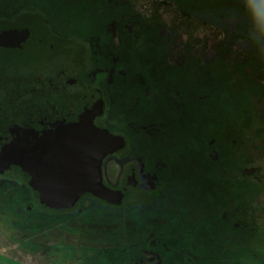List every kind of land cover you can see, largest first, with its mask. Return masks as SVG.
I'll list each match as a JSON object with an SVG mask.
<instances>
[{
  "label": "rangeland",
  "instance_id": "1",
  "mask_svg": "<svg viewBox=\"0 0 264 264\" xmlns=\"http://www.w3.org/2000/svg\"><path fill=\"white\" fill-rule=\"evenodd\" d=\"M126 1L142 12L146 30L158 26L156 34L146 31L139 35L136 45L145 48V59L151 66L161 59L159 76L150 75V93L155 94L156 89L162 93L155 104L143 100L132 107L119 95L112 113L117 129L128 127L127 108L130 118L135 117L129 122L130 131L137 133L140 146L130 160L136 156L146 163L161 162L160 169L148 163L146 170L154 168L158 179H150V183L156 190L131 188L132 193L121 207L104 205L105 209H101L97 200L89 198L72 212L55 213L48 211L31 190L25 189L19 196L15 184L2 188L0 262L132 264L135 257L141 258V250H149L151 257L159 252L163 264H264V248L254 243L259 238L258 216L264 221L260 215H264V179L251 177L248 170L259 169L260 178H264V149L251 146L256 138L257 145L264 147V101L260 100L264 88L259 86L261 93L255 92L252 84L264 83V2L243 0L244 5H240L229 0L205 1L202 7L208 11L214 12L216 6L238 11L231 21L236 26L216 13L206 12L207 17H215L222 24L215 26L195 15L198 0H190L193 2H187V7L185 2L175 0ZM188 8L191 13H186ZM40 15L37 20L24 21L32 37L27 48L1 52L0 66L9 61L14 67L24 65L53 74L56 70H74L76 57L89 59L84 36L96 33L95 25L80 30L79 24H73L71 32L55 39L53 27L46 26V19H42L44 10ZM84 27L85 21L81 23ZM235 28L249 31L255 38L240 35ZM67 41L72 48H66ZM130 46L126 44V48ZM217 57L223 61L222 66L239 63L237 70L247 66L246 70L255 75L245 79L237 74L238 81L234 82L226 70L222 73V78L230 77L229 86L240 89L230 99L248 104L241 109L247 130H225L221 122L226 111L221 100L225 84L212 77L216 70L220 75L223 67L218 63L208 67V62ZM132 67L139 71L136 65ZM239 82L242 87L237 85ZM144 91L143 86L141 96L148 97ZM203 95L204 104L198 100ZM151 129L155 136L148 134ZM132 136H125L130 145ZM151 140L157 141L153 144ZM116 146V152L122 149V140ZM214 150L221 160L210 159L209 152ZM122 171V161H108L105 172L109 188H117L113 186ZM7 176L17 184H28L20 170ZM141 183L146 182L142 179Z\"/></svg>",
  "mask_w": 264,
  "mask_h": 264
},
{
  "label": "flooded vegetation",
  "instance_id": "2",
  "mask_svg": "<svg viewBox=\"0 0 264 264\" xmlns=\"http://www.w3.org/2000/svg\"><path fill=\"white\" fill-rule=\"evenodd\" d=\"M135 8H132L126 0H114V2L103 0H0V32H10L13 36L12 41L0 43V54L1 52L13 53L17 49L27 48L32 37L24 21H28L26 18L37 20L42 10L45 15L42 19H46V26L53 27L55 39H60L68 31L71 32L73 24H79L80 30H89L95 25L97 30L96 33L90 32L88 36H84L87 44L86 54H89V59L76 57L74 70L70 72L56 70L53 74L43 73L36 68L28 69L24 65L14 67L9 61L0 66V136H12L13 143L15 139L17 141L20 139L18 136H23L22 138L29 141L36 149L54 152L56 148L62 147L60 144L65 141V138L78 142L83 139L89 145L94 142L97 150V141L102 142L106 134L113 138L123 135L126 147L122 153L126 155L121 157L119 153L121 151H117L105 157L103 172L105 185L109 188L105 172L107 163L111 159L122 161V177L113 187H117L115 191L124 192L123 195H127L126 198L130 195L128 186L139 190H155L150 179H158L154 168L146 172L150 161L147 163L139 161L136 156L133 157L134 160H130V157L132 158L133 154L138 152V147L128 144L125 136L128 134L137 136V133L130 131L129 124L135 117L130 118L127 108L125 122L128 127L120 125L122 129H117L112 113L120 100L119 95L124 96L127 105L132 107L133 104L143 100L151 105L155 104V99L162 93L157 92L158 89L154 92L155 94L150 93L153 88L150 75L153 73L155 78L159 76L161 59L153 62L155 68H152L153 66L145 59L148 56L145 48L136 45L139 35H143L146 31H149L147 32L149 34L151 32L156 34L155 29L158 26L152 25L153 27L146 30L144 17L140 15L142 12L137 11V7ZM83 21H85V27L81 28ZM22 37L23 41H21ZM19 42L22 43L19 44ZM69 44L70 41L65 43L68 49L72 48ZM126 44L131 46L126 48ZM133 64L139 71L132 67ZM147 69L149 80H144L145 77L141 74ZM128 80L129 83H127ZM133 84L135 85L132 88ZM143 86L148 97L141 96ZM198 100L204 104V95ZM152 133L151 129L148 134L155 136V132ZM56 134L61 136L55 137ZM84 146L85 150H90V146ZM34 147L26 146L25 150ZM116 147L115 144V149ZM30 151L32 155H35L34 150ZM57 155L55 153L54 157ZM57 164L63 168L66 167L63 162H57ZM154 165L155 169L161 168L160 161H155L153 167ZM15 170L21 171L16 166L10 171L0 173V191L2 188L14 187L12 185L15 184L19 187L16 188L19 190V196L23 195L26 189L31 190L39 199L37 192L31 189L32 178L30 176L22 173L28 180V184H26L27 181L24 182L25 186H19L15 180L7 176ZM142 179L146 183H141ZM111 190L114 191V189ZM89 198L99 200L92 195H84L74 209ZM47 209L55 213L74 210ZM150 253L152 252L144 250L145 259H140L137 264H163L159 252L155 257H151Z\"/></svg>",
  "mask_w": 264,
  "mask_h": 264
},
{
  "label": "water",
  "instance_id": "3",
  "mask_svg": "<svg viewBox=\"0 0 264 264\" xmlns=\"http://www.w3.org/2000/svg\"><path fill=\"white\" fill-rule=\"evenodd\" d=\"M12 39L10 32H0V43ZM18 137L20 139H15L13 143L12 136H0V173L18 166L23 174L32 178L30 186L39 195L42 205L53 210L69 211L87 194L106 203L121 204L124 192L121 197V193L109 189L104 180V158L116 152L115 138L109 134H106L102 142L97 141V150L94 142L89 145L83 139L78 142L65 138L60 144L62 147L56 148L54 152L36 149L23 136ZM82 143L90 146L91 151L85 150ZM26 146L34 147L30 150H34L35 155L25 150ZM55 153L58 154L56 157ZM56 160L63 162L66 167L58 165Z\"/></svg>",
  "mask_w": 264,
  "mask_h": 264
},
{
  "label": "trees",
  "instance_id": "4",
  "mask_svg": "<svg viewBox=\"0 0 264 264\" xmlns=\"http://www.w3.org/2000/svg\"><path fill=\"white\" fill-rule=\"evenodd\" d=\"M177 3L178 2H180V3H184L185 2V7H187V2H189L190 0H175ZM205 1H208V2H211V1H215V0H198V2H197V4H196V11H197V13L195 14V11H194V13L193 14H195V15H197V16H199V17H201V18H203L205 21H207L208 23H210V24H213V25H215V26H222V24H220L221 22L220 21H218L219 19H217V18H215V17H207L206 15H205V13L206 12H208V13H210V12H212V11H208L206 8L207 7H202V3H204ZM229 1H231V2H235V3H238V4H240V5H244V2L245 1H243V0H229ZM256 1H258L259 3H261V2H264V0H256ZM193 1H190L189 3H192ZM195 4V3H194ZM200 6V7H199ZM262 7L264 8V3L262 4ZM205 10H207V11H205ZM215 11L214 12H212V13H216V15L218 16V17H220V18H222V20H229V21H227L228 23H230V24H233V23H231V21L232 20H234L233 19V17L238 13V11H237V9H235L234 7H221V8H219V6H216V8L214 9ZM189 11V12H188ZM188 11H186V13H191L192 11L188 8ZM203 11H205L203 14H202V12ZM226 22V21H225ZM225 24V23H224ZM234 25V24H233ZM234 26H236V25H234ZM236 29V32L238 33V34H240V35H243V36H246V37H253L251 34H250V32L249 31H247V33L246 32H244V30L243 29H239V28H235ZM255 37H253V39H254ZM237 65V64H236ZM242 67V69L241 70H237L236 69V72L235 73H233L234 75H236V77L238 76L237 74H240L241 76H244V78L246 79V78H251V76L253 75V77L255 78V75L253 74V72L251 71V72H249V71H247L246 70V67L245 66H241ZM237 68H240L239 67V64L237 65ZM146 72H148V69H147V71ZM146 72H144V73H142V76L143 77H145V79L144 80H149V78H148V76H149V72L148 73H146ZM165 78V77H164ZM171 78V77H170ZM169 78V81L171 82V79ZM169 81H168V83H169ZM214 81H215V79H214ZM253 90L255 91V92H260L258 89H257V87H259V86H263V85H261V84H259L258 82L256 83V82H254L253 81ZM134 85L135 84H133L132 85V88L134 87ZM211 85H212V83H211ZM240 87H242V82H240ZM139 87H140V85H139ZM219 89V88H218ZM237 88H232L231 86H230V90L228 89V88H225L224 89V92H222V94H221V92H220V94H221V100H222V102L225 104V107H222V109L224 110H226L225 112H224V117L226 118V120H225V122H223L222 124L224 125V127H225V130H226V128L227 129H231L232 130V132H233V129H236L237 131H240L241 129H246V128H248V123L246 122V120L245 119H243V118H241V113H242V111H241V109L242 108H247L248 107V104H245V103H237V102H234V101H232V98L230 99V97L235 93V92H237ZM240 90V89H239ZM261 93V92H260ZM254 94V93H253ZM225 99H226V101H225ZM117 106V105H116ZM116 109V108H115ZM238 109V110H237ZM207 112V115L209 116V114H210V112H209V110H207L206 111ZM232 113L234 114V116H235V118H236V120H233L232 119V117H233V115H232ZM217 128V127H216ZM247 130V129H246ZM115 137V141H116V144L119 146L120 145V141L122 140V149H119V150H117V151H121V152H119V153H121L120 154V156L121 157H123V156H125L126 155V153L124 154V153H122V151H123V149H125V147H126V143H125V141H124V139H123V135H119V136H114ZM151 138V137H150ZM212 138H214V137H212ZM152 139V138H151ZM132 142H131V145H132V147L133 146H140L139 145V139H138V137L137 136H132ZM157 140H151V142L154 144V142H156ZM214 143H212V145H213ZM209 145L207 144L206 145V147H208ZM251 146L252 147H256V148H261V149H264V147L263 146H261V145H257V139L255 138L254 139V141H251ZM130 150H131V147H130ZM116 153V152H115ZM209 157H210V159L211 160H214V161H216V160H221L220 159V154L217 152V151H210L209 152ZM260 168V167H259ZM256 169V168H255ZM249 171H251V173H250V176L251 177H254V176H256L255 178H259V179H264V178H260V171H259V169H257V170H252V169H248ZM248 174V171L246 172V175ZM261 181V180H260ZM18 184H19V186H21V185H24V182H21V181H19L18 182ZM130 188V192L129 193H132V189H131V187H129ZM32 189V188H31ZM156 190V189H155ZM117 192H119V193H121V197H122V191H120V190H118ZM124 194V193H123ZM127 196V195H126ZM126 196L125 195H123V197H122V202H121V204H119V205H115V204H111V203H106V202H103V201H100V200H97V202H99V204H98V206H100L99 208H101V209H105V207H104V205H106L107 207H121L123 204H124V199L126 198ZM102 206H101V205ZM17 208H18V206H17ZM69 212H72V211H69ZM256 212H257V214H258V210H256ZM261 215V217L263 216V213H261L260 214ZM258 217H260V216H258ZM257 225H258V223H256ZM258 227V226H257ZM242 229V228H241ZM248 228H246L245 230H247ZM258 229H259V227H258ZM245 230L243 231V234H245ZM142 252L141 253H143L142 254V256H141V258H138V257H135L134 259H133V263H139L140 262V259H145V255H144V251L143 250H141ZM2 259H4L5 260V258H2ZM4 262H0V264H3ZM132 263V264H133ZM56 264H58V263H56Z\"/></svg>",
  "mask_w": 264,
  "mask_h": 264
},
{
  "label": "crops",
  "instance_id": "5",
  "mask_svg": "<svg viewBox=\"0 0 264 264\" xmlns=\"http://www.w3.org/2000/svg\"><path fill=\"white\" fill-rule=\"evenodd\" d=\"M222 59V58H221ZM192 60H195V59H192ZM220 60V58L219 57H217V59H213L212 61H210V62H208V67H210V65H214L215 63H218L220 66H222L224 63H223V61H222V63L219 61ZM239 64V63H238ZM237 64V65H238ZM237 65H233V66H231V65H229V64H227L226 66L224 65V66H222L223 67V70H222V72H221V74L220 75H218V70H216L215 72H214V74H213V80L215 79V80H217V81H220V79L224 82V88H228L229 90H230V86L227 84L228 82H229V80H230V77H226V76H223V78H222V73H223V71L224 70H226V73H228L229 75H232L231 77L233 78V80H234V82H237L238 81V77H236V75H234L233 73H235L236 72V69H237ZM245 67H247V66H245ZM218 68V67H217ZM248 71V70H247ZM216 75V76H215ZM209 76H210V74H208V76H207V78H209ZM231 78V79H232ZM235 84H237V83H235ZM240 84V82L237 84V85H239ZM261 85H263V88H264V83H262ZM232 88H237V89H239V87H237V86H233ZM222 92H224V89H223V91ZM260 100L261 101H264V94L262 95V97L260 98ZM264 104H262V106H263ZM264 107V106H263ZM232 115H233V117H232V119L233 120H236V118H235V116H234V114L232 113ZM225 116V115H224ZM222 117V119H221V122L223 123V122H225V120H226V118L225 117ZM262 217H264V215L262 216ZM258 221H257V223H258V225L256 224V226H258L259 227V229H257L256 230V232L257 233H259V238L257 239V240H255L254 241V243H255V246L256 245H261V247H263L264 248V226H262V228H260V226L261 225H263L264 224V221H260V219H259V217H258V219H257ZM259 224H261V225H259ZM260 235H261V237H260ZM252 239H254V238H251V240ZM264 259V258H263Z\"/></svg>",
  "mask_w": 264,
  "mask_h": 264
}]
</instances>
